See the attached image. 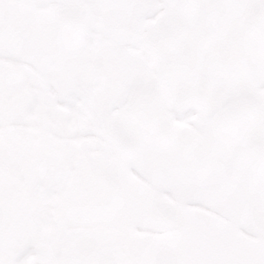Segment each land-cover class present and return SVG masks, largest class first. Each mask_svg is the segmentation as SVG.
<instances>
[{"label":"snow or ice","instance_id":"snow-or-ice-1","mask_svg":"<svg viewBox=\"0 0 264 264\" xmlns=\"http://www.w3.org/2000/svg\"><path fill=\"white\" fill-rule=\"evenodd\" d=\"M159 6L168 15L141 29L135 45L144 55L126 60L122 74L109 79L107 87L113 93L127 90L133 111L146 116L162 114L170 102L192 91L202 97L197 131L141 137L131 113L114 119L104 110V97L95 93L97 106L74 118L93 124L83 133L92 138L88 151L53 152L29 173L40 178L36 199L59 198L55 206L60 215L21 222L17 232L43 223L59 225L66 218L89 229L118 227L132 218L133 210L136 217L155 222L159 216L147 215L154 207L163 213L162 230L176 233L182 244L124 255L101 248L48 264H264V0H0V61L12 58L13 42L21 52L39 47L46 53L45 64H57L59 82L68 83L79 14L134 13L144 7L159 11ZM38 10L62 18L45 22L35 15ZM224 13L236 20L241 14L249 18L243 60L235 42L221 31ZM162 51L166 72L157 81L148 73L151 60ZM80 86L91 94L83 81ZM5 95L0 63V264H14L4 205ZM242 219L252 226L241 225L250 238L219 244Z\"/></svg>","mask_w":264,"mask_h":264},{"label":"bare ground","instance_id":"bare-ground-1","mask_svg":"<svg viewBox=\"0 0 264 264\" xmlns=\"http://www.w3.org/2000/svg\"><path fill=\"white\" fill-rule=\"evenodd\" d=\"M82 43L85 42L81 39L77 40L76 50L83 51V49H87V61H92L94 64V71L97 74H107L109 75V79H114L120 76L113 68L112 63L106 62L107 64H103L100 60H97V56L100 55V50L97 44L92 43L84 46ZM10 53L11 52H9L8 55H10ZM0 63L3 64L4 75H9L10 69L8 67L15 68L18 61L6 58L3 61H0ZM25 64L30 66L27 62H25ZM87 65H90V62L89 64L87 63ZM38 76L40 77L41 75L39 74ZM79 88L80 86L77 85L76 89ZM50 93L52 98L56 99V94L54 92ZM64 93L67 95V100L73 99L70 96V92H67V89H64ZM107 95H112L110 90L107 92ZM60 105L63 109L66 108L69 111L70 124H77L74 118L75 115L77 117L78 109L74 102H65ZM48 112L49 104L47 103L46 96L45 98H43V96L39 97L34 108H29L27 110L29 120H33L34 116H37V114L40 116V120L38 122L29 123L27 127L32 133H41V137L43 138L41 141L44 146L39 147L37 155L43 157L53 152H61L62 144L63 146L65 144L63 142V136H60L61 129H59L58 125H50L49 116L46 117V113ZM55 126L57 127L56 130L50 133L49 130L51 128L53 129ZM70 129L72 132H75V135H73L72 141H68V143L72 142L75 146H78L79 149L77 152H87L88 149L83 150L82 148L85 139H88L86 137L89 136L85 137L82 135L76 127L72 126ZM68 154L70 155L72 152L69 151ZM40 160L41 158L34 159L35 165ZM35 178L40 179L37 176H31L22 180L21 173L13 175V178H11L12 182H10V184L14 187L10 192L9 188H6L4 184V205H7L5 206V210L7 209L15 212V218L10 229L12 232L10 256L14 264H48V262L52 261H61L65 259L64 251L66 253L67 249L71 252L75 251V249L79 246L86 249L84 246L89 245L92 242H94V244H96V246L100 249H112L115 242L113 235L109 231L105 234H101L97 231H93V229L76 225L71 220L67 222L64 221L59 225L55 223H43L38 229H31L23 233L17 232L18 224L21 222L31 223L38 217L46 219L49 216L60 215V209L55 206L59 198L42 195L39 199H36V190L38 185L34 182ZM9 195H12L15 199V202L12 204L10 203V206L6 201V196ZM40 237H46L49 240L45 249L35 246V242H37ZM118 253L124 255L123 252Z\"/></svg>","mask_w":264,"mask_h":264},{"label":"rangeland","instance_id":"rangeland-1","mask_svg":"<svg viewBox=\"0 0 264 264\" xmlns=\"http://www.w3.org/2000/svg\"><path fill=\"white\" fill-rule=\"evenodd\" d=\"M42 11H46L47 14L46 21L56 17L58 14V13L50 12L48 10H38L35 13V15L40 19H41L40 15L42 14ZM157 12L158 11L155 9V13ZM128 46H130V42L128 43ZM39 49H40L39 47H31L22 52L17 51L13 42V47L11 48L10 56L15 60H17L18 63L15 66V68H11V67L9 68L10 69L9 75H5L6 95L4 101L5 110H4V128H3V137L5 144L4 184L6 188H9V192L13 190L14 187L10 184V182H12L11 178H13V175L21 173L22 180L29 178V173L35 166L34 159L37 158L43 159L45 157V156L43 157L37 155V151L39 147L44 146L43 142L41 141L43 139L41 137V133L40 132L32 133L31 130L28 129L27 127L29 123L38 122L40 120V116L38 114L37 116H34L33 120H29V117L27 116V110L29 108H34L35 103L37 101L35 97L36 95L40 94L42 81L40 82L32 67L26 66L22 63L23 61H26L28 64L30 63L31 65H35L37 68H40L48 77H51V75L55 76V74L53 73V68H55L54 63L49 62L45 64L44 61L46 59V53L43 50L41 51ZM34 55L37 56L36 59ZM67 92H71V91L67 89ZM118 98L119 97H116V99ZM113 99L114 97L110 100L107 99V101L104 104L108 105L107 111L111 112L113 118L119 119L122 115L126 114V112L121 111V113L118 116L113 115V110L114 107L116 106L114 105L115 101H113ZM81 100H83L84 102H81ZM71 101L74 102V104L78 109L77 117L80 115V113L88 112L89 109L91 108V105L88 104L87 102V97L84 91L80 92L79 98H74L73 100L72 99L65 100V102H71ZM121 109H123L122 106ZM62 114L64 120H63V132L61 136H63V142L65 144L64 146L62 144L61 152H64L66 154H68L69 151H71L72 154L77 153L79 147L75 146V144L72 142L68 143V141H72V137L73 135H75V132H72L70 128H72V126L76 127L77 130L82 135H84L83 133H85L89 128L93 127V124L89 122H84V123H80V126L79 123L71 125L69 111L66 108H64ZM133 126L135 127L136 134L141 137L149 138L152 134V133L144 132V130H142L138 126L135 125ZM84 136L86 137L87 135ZM86 138H88L89 140L85 139L82 148L83 150H87L88 146L92 143L91 137H86ZM34 182L36 183V185H38L39 179L35 178ZM6 199L9 206L10 203L12 204L13 202H15V199L12 195L6 196ZM134 212L135 210H133V213H131L132 218L128 220V222L122 223L118 227L93 229V231H98L101 234H105L106 231H110L116 241L114 247L117 245V242L126 241L129 238H137L143 234L137 233L133 229V227L136 226L141 228L142 227L141 223L146 222L148 219H146L145 217H136ZM147 215H156L155 208L153 207L148 209ZM65 221L66 222L70 221V219L66 218ZM48 241L49 240L45 238L43 244L46 242V245H48L47 244ZM35 246L38 247L37 245ZM118 246L120 247L121 244ZM78 250L79 252H91L97 250V247L94 244V242H92L88 245L87 250H84L82 246L81 247L79 246Z\"/></svg>","mask_w":264,"mask_h":264},{"label":"flooded vegetation","instance_id":"flooded-vegetation-1","mask_svg":"<svg viewBox=\"0 0 264 264\" xmlns=\"http://www.w3.org/2000/svg\"><path fill=\"white\" fill-rule=\"evenodd\" d=\"M161 11L159 12L160 16L156 18L153 15L155 12V8L153 7H144L134 13H98L99 18L111 24V28L107 29L105 34L106 39L100 41L103 46L115 47L117 50V56L121 57V60L116 62L115 69L120 72L123 69L124 62L126 61V49L122 45V42L127 40L128 34L127 31L123 28L126 23H129L131 28L134 31V27H142L144 16L149 18H153V22L149 23V25L155 24L162 18L168 15L166 9L161 6ZM249 18L246 14H241L239 20H236L232 14L224 13L220 17V27L221 31L224 33V37L228 41H234L236 48L235 52L238 55L240 60H243L244 56L248 52L249 48V36L247 32V24ZM124 23V24H123ZM117 25V30H113L112 25ZM137 32L140 34V37L137 38V45L140 43L141 38V30ZM139 52H134V57H142L144 53H142L140 47H135ZM229 52L233 51L232 49L228 50ZM166 57V54L162 51L159 56L154 57L150 62L151 71L148 73L149 76L154 80H162L164 78L166 69L164 67L163 61ZM118 58H116L117 61ZM129 94L127 90L123 91L122 101L127 103L129 101ZM196 100L198 104H201L202 97L196 94H193L192 91H189L183 98L170 102L164 109L162 114H155V136H157L162 131H167L169 134H176L183 131H192L196 132V125L199 124L201 115L199 112L200 107H191L188 109H179L178 106L183 102L188 100ZM191 109H196V114H189ZM182 120L187 126H176L178 125L175 121ZM190 124L192 127L188 126ZM178 128V129H177ZM162 198H166L164 194H161ZM155 213L160 217L159 220L155 222L148 221L147 224H143L146 227V230L150 231L152 234L148 236H144L138 241L134 243H126L124 246L126 251H147L150 247L155 245L167 244L170 247L176 248L182 244L181 239L177 236L176 233L171 231L162 230L166 227V223L163 220V213L160 212L159 209L155 208ZM241 225L247 226L251 229V224L242 219L240 224H236L233 226L232 232L222 235L218 243L221 245L235 244L238 243L239 238L243 235L241 230ZM155 230V231H153ZM242 234V235H241ZM43 244L41 243V246Z\"/></svg>","mask_w":264,"mask_h":264},{"label":"water","instance_id":"water-1","mask_svg":"<svg viewBox=\"0 0 264 264\" xmlns=\"http://www.w3.org/2000/svg\"><path fill=\"white\" fill-rule=\"evenodd\" d=\"M135 105L132 106V109H131V119L135 120V121H141L142 120V115H146L143 111H140V110H135L133 111Z\"/></svg>","mask_w":264,"mask_h":264}]
</instances>
